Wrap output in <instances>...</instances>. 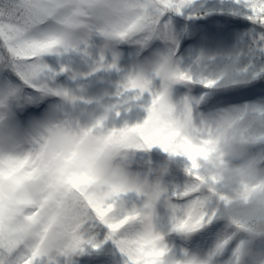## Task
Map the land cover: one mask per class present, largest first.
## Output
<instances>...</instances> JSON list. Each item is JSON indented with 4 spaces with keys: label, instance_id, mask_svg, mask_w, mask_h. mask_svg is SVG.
<instances>
[{
    "label": "snow or ice",
    "instance_id": "obj_1",
    "mask_svg": "<svg viewBox=\"0 0 264 264\" xmlns=\"http://www.w3.org/2000/svg\"><path fill=\"white\" fill-rule=\"evenodd\" d=\"M224 45L249 56L237 65L242 75L195 74L184 62L189 46L200 49L193 60L204 66L216 60L206 50ZM122 47L134 54L129 69L120 64ZM68 53L92 59L88 75L121 73V99L147 94V118L110 127L108 108L86 124L71 117L50 122L26 149L0 148V264H68L85 246L99 247L86 233L100 228L124 264H264V239L248 218L226 214V186L203 166L216 163V118L264 116V108L227 107L236 98H264V0H0V89L23 87L75 103L81 98L54 83L57 72L45 60ZM176 91L187 94L174 98ZM97 129L105 143L136 137L130 146L158 145L186 159L189 181L160 197L167 230L157 226V212L118 211L124 193L100 203L86 197L84 187L103 179L73 170L89 155L76 146Z\"/></svg>",
    "mask_w": 264,
    "mask_h": 264
},
{
    "label": "clouds",
    "instance_id": "obj_2",
    "mask_svg": "<svg viewBox=\"0 0 264 264\" xmlns=\"http://www.w3.org/2000/svg\"><path fill=\"white\" fill-rule=\"evenodd\" d=\"M214 123L221 128L215 135L218 144L213 145L217 159L215 165L205 161L204 171L221 178L226 186L231 200L226 214L248 218L251 232L264 239V116L252 112L235 117L225 114ZM136 143V137H129L126 144L105 143L104 133L99 129L85 133L76 147L89 155L76 161L73 170L103 179L84 187V194L93 202L111 200L118 192L124 193L118 211L147 217L158 211L165 189L159 178L130 171L131 157L137 149L130 145ZM129 196L136 199L129 203ZM254 217L259 219L252 221Z\"/></svg>",
    "mask_w": 264,
    "mask_h": 264
},
{
    "label": "rangeland",
    "instance_id": "obj_3",
    "mask_svg": "<svg viewBox=\"0 0 264 264\" xmlns=\"http://www.w3.org/2000/svg\"><path fill=\"white\" fill-rule=\"evenodd\" d=\"M206 51H210L212 55L216 51L226 54L232 53L231 48L227 45L221 46L218 49L212 48ZM129 52L131 55L120 53V64L123 69H129L133 66L134 54H132L131 51ZM199 52L200 49L191 48L184 54V62L188 67L193 63L197 66H201L193 60V56L198 55ZM45 60L52 67L54 72H57L56 76L61 73L58 70L62 65L67 67V77L61 81L59 87L68 90L81 99L77 100L75 103H70L67 100V104L64 102H52V100H50L48 101L50 107L46 108L45 111L36 114L35 110L24 119H21L16 111L8 105L11 89L10 85L4 89H0V148L26 149L31 139L36 136L45 125L66 117L77 118L82 124H86L94 117L102 115L106 109L113 108L114 111L109 113V119L113 118V116L121 110L120 114L122 121L120 123L125 121L129 124L128 126H130V124H132V119L142 118L143 115L147 116V108H143V105L149 106L150 104V97H148L147 94L138 100L134 98L135 94L131 92L127 93L123 99L117 96L118 85L122 79L121 73L99 71L92 75H88V73L92 71L93 61L77 53H68L59 56L49 55L45 57ZM70 68L72 71L71 74L69 72ZM185 94L187 93L176 91L174 92V98H179ZM49 95L52 94L44 95L43 97ZM37 105L36 101L35 106ZM28 107L29 105H21L13 108L26 110ZM227 107H232L234 109H242L244 107L264 108V98L255 100L244 98L242 101H235L232 105ZM201 112H203V110ZM118 118L119 115L114 118V121ZM120 123L118 126L122 127ZM130 171L133 173H143L139 167H134L131 163ZM128 199L133 202L136 198L129 196ZM157 226L164 230L168 228L167 202L163 200L160 202L157 211ZM94 236L97 238L96 235ZM173 242L176 243L175 240H173ZM61 264H64V258H61ZM68 264L88 263H79V261H71L69 259ZM94 264L102 263L97 260Z\"/></svg>",
    "mask_w": 264,
    "mask_h": 264
},
{
    "label": "trees",
    "instance_id": "obj_4",
    "mask_svg": "<svg viewBox=\"0 0 264 264\" xmlns=\"http://www.w3.org/2000/svg\"><path fill=\"white\" fill-rule=\"evenodd\" d=\"M243 42V37L241 39V43ZM193 48V46H189L184 54ZM130 51V50H129ZM213 56L216 57V60L211 62L208 65L197 66L195 63L190 65V68L195 74H199L205 70H218L222 73L228 74L230 77L234 75H242L238 71L237 65L243 62H246L249 59V56H241L234 55L233 53H223L220 51H216ZM56 62V61H55ZM57 76L54 79L56 82ZM48 94L36 93L31 89L23 88V87H13L9 97L10 105L21 106V105H30L41 104L44 100L56 96L49 95L43 97ZM243 98H236L235 100H240ZM262 99V98H256ZM148 105H143V108H147ZM202 109V108H201ZM29 110H33V108H29ZM34 111V110H33ZM121 111V110H120ZM119 112V118L114 121V118L117 116L115 114L113 118H110L107 123L110 127H118V124L122 121L121 114ZM147 116L142 118H134L132 119V124L130 126H134L136 124L142 123ZM120 125L125 126L129 125L125 121L120 123ZM130 163L134 167H139L143 173L151 177H157L161 180L162 185L164 186L165 191H174L176 189L182 188L188 181L189 177L186 172L187 161L182 156H173L168 152H165L160 146L156 145L152 148H137L131 157ZM129 203L132 200L128 199ZM106 229L100 228L92 233H86L87 235H96V241H98L99 247L92 248L90 246H85L84 250L74 254L70 257L71 261H79V263H88L94 264L97 260L102 264H124V256L121 254L119 248L113 243L112 240H106ZM176 243L180 242L179 238L175 240ZM183 243V242H180ZM104 249V250H103ZM102 250V251H100Z\"/></svg>",
    "mask_w": 264,
    "mask_h": 264
},
{
    "label": "bare ground",
    "instance_id": "obj_5",
    "mask_svg": "<svg viewBox=\"0 0 264 264\" xmlns=\"http://www.w3.org/2000/svg\"><path fill=\"white\" fill-rule=\"evenodd\" d=\"M40 113V112H39Z\"/></svg>",
    "mask_w": 264,
    "mask_h": 264
}]
</instances>
